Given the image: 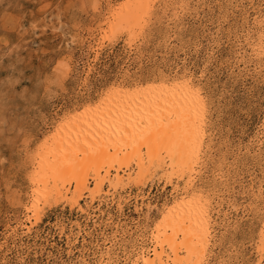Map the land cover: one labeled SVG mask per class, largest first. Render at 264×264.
I'll return each mask as SVG.
<instances>
[{
	"label": "rangeland",
	"instance_id": "rangeland-1",
	"mask_svg": "<svg viewBox=\"0 0 264 264\" xmlns=\"http://www.w3.org/2000/svg\"><path fill=\"white\" fill-rule=\"evenodd\" d=\"M127 1L0 0V264H134L182 197L206 209L202 264H264V0H151L130 34L113 23ZM163 82L199 100L191 187L173 192L165 158L142 190L123 177L86 193L85 212L29 207L48 137L113 90Z\"/></svg>",
	"mask_w": 264,
	"mask_h": 264
},
{
	"label": "bare ground",
	"instance_id": "bare-ground-1",
	"mask_svg": "<svg viewBox=\"0 0 264 264\" xmlns=\"http://www.w3.org/2000/svg\"><path fill=\"white\" fill-rule=\"evenodd\" d=\"M153 3L128 0L124 8L114 14V26L133 33L140 23V12H148ZM164 82L134 94L113 90L104 96L98 107L83 112L79 118L60 127L54 137H48L44 154L38 158L32 175V195L35 196L29 207L40 214L44 210L38 207L41 201L52 206L66 200L71 209L78 207L77 210L85 212L80 200L86 193L93 201L105 192L106 182L117 189L118 185H123V177L142 190L147 181L155 177L156 170L163 168L165 158L170 167L167 184H173L174 180L176 183L173 192L177 193L180 181H184V189L191 187L202 153L199 100L188 95L186 84L168 87ZM129 162L134 163L136 170ZM90 182L94 186H89ZM173 202L153 230V247L141 251L134 264L204 262L209 249L204 205L199 201H186L184 197ZM258 239L261 241L258 250L262 254L264 226Z\"/></svg>",
	"mask_w": 264,
	"mask_h": 264
}]
</instances>
